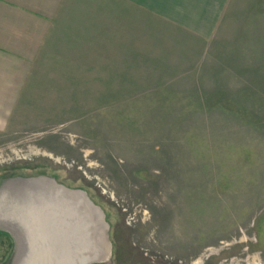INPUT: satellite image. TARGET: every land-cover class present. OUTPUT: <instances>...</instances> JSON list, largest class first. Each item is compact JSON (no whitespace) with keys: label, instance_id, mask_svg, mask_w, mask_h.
Instances as JSON below:
<instances>
[{"label":"rangeland","instance_id":"rangeland-1","mask_svg":"<svg viewBox=\"0 0 264 264\" xmlns=\"http://www.w3.org/2000/svg\"><path fill=\"white\" fill-rule=\"evenodd\" d=\"M212 32L67 2L0 130V189L85 193L95 264H264V0H226ZM13 251L0 232V264Z\"/></svg>","mask_w":264,"mask_h":264},{"label":"water","instance_id":"water-1","mask_svg":"<svg viewBox=\"0 0 264 264\" xmlns=\"http://www.w3.org/2000/svg\"><path fill=\"white\" fill-rule=\"evenodd\" d=\"M5 182L0 232L11 235L10 264H95L109 257L103 215L85 193L47 178Z\"/></svg>","mask_w":264,"mask_h":264},{"label":"crops","instance_id":"crops-1","mask_svg":"<svg viewBox=\"0 0 264 264\" xmlns=\"http://www.w3.org/2000/svg\"><path fill=\"white\" fill-rule=\"evenodd\" d=\"M69 1L0 0V130L13 114L32 65ZM113 1L189 29L199 37L213 34L226 4V0Z\"/></svg>","mask_w":264,"mask_h":264},{"label":"trees","instance_id":"trees-1","mask_svg":"<svg viewBox=\"0 0 264 264\" xmlns=\"http://www.w3.org/2000/svg\"><path fill=\"white\" fill-rule=\"evenodd\" d=\"M252 70V69H251ZM255 84H257V83H255ZM251 99V97H249V100ZM237 101H239V100H237ZM243 101H248V98H244L243 99ZM241 102V101H240ZM253 109H254V107H253ZM223 110H225V106H223ZM251 112H253V110L251 111ZM240 115H242V114H240ZM13 240V239H12ZM13 245H14V241H13ZM11 263V259L7 262V264H10Z\"/></svg>","mask_w":264,"mask_h":264}]
</instances>
